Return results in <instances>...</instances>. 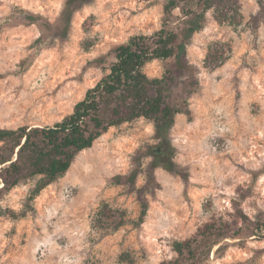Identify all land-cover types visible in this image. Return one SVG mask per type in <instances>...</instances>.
Here are the masks:
<instances>
[{
    "label": "rangeland",
    "instance_id": "1",
    "mask_svg": "<svg viewBox=\"0 0 264 264\" xmlns=\"http://www.w3.org/2000/svg\"><path fill=\"white\" fill-rule=\"evenodd\" d=\"M63 1L0 0L1 127L51 124L70 113L102 75L93 60L133 34L160 28L166 2L91 0L62 39L41 37L36 23L25 22L24 14L33 13L57 23ZM237 1L239 22L218 23L210 10L187 47L198 68L199 87L187 96L193 119L177 114L169 134L185 175L162 167L147 173L148 157L134 187L117 184L114 176L129 171L135 152L159 139L144 118L111 127L32 199L36 179L4 196L0 264H125L124 251L133 264H160L176 255L173 239L192 235L213 216L232 219L241 209L252 217L264 209V0ZM216 43L229 50L212 67L205 57ZM163 70L160 60L144 66L150 76ZM175 90L183 93V85ZM140 195L148 200L142 220ZM102 203L126 210V223L101 228ZM227 241L202 264H264V239Z\"/></svg>",
    "mask_w": 264,
    "mask_h": 264
},
{
    "label": "trees",
    "instance_id": "2",
    "mask_svg": "<svg viewBox=\"0 0 264 264\" xmlns=\"http://www.w3.org/2000/svg\"><path fill=\"white\" fill-rule=\"evenodd\" d=\"M91 0H64L57 23L39 14H24L27 24L36 23L41 37L54 35L64 38L72 17ZM175 9L179 10L176 14ZM218 23H237L240 20L237 0H166L160 28L151 33H137L95 58L93 63L102 75L83 97L74 103L72 111L51 124H22L14 128L0 126V201L12 189L30 179H36L30 198L63 176L76 156L92 147L95 140L111 127L144 118L153 122L157 145L146 144L138 149L126 174L114 176L117 184L135 186L143 173V159L151 158L147 173L162 167L169 172L185 175L184 169L173 160L174 147L169 134L177 114L191 121L187 96L199 87L198 68L187 58V47L194 35L205 26L207 13ZM225 44L212 46L205 60L212 67L226 60ZM160 60L164 70L160 76H150L144 66ZM179 83L181 94L176 92ZM148 176V175H147ZM142 188H138L142 194ZM140 220L145 217L148 200L140 195ZM5 211L0 207V215ZM12 216L17 214L10 211ZM25 215V211L20 213ZM127 212L102 203L96 221L101 228L117 230L126 223ZM249 238L264 239V209L249 216L241 209L228 219L213 216L192 235L173 239L171 248L176 255L160 264H202L216 247L219 252L228 239L243 242ZM125 264H133L128 251L119 255Z\"/></svg>",
    "mask_w": 264,
    "mask_h": 264
},
{
    "label": "bare ground",
    "instance_id": "3",
    "mask_svg": "<svg viewBox=\"0 0 264 264\" xmlns=\"http://www.w3.org/2000/svg\"><path fill=\"white\" fill-rule=\"evenodd\" d=\"M83 151V150H82Z\"/></svg>",
    "mask_w": 264,
    "mask_h": 264
}]
</instances>
